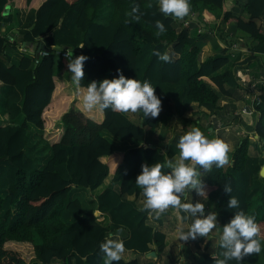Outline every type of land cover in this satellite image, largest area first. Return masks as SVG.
<instances>
[{"label": "trees", "instance_id": "1", "mask_svg": "<svg viewBox=\"0 0 264 264\" xmlns=\"http://www.w3.org/2000/svg\"><path fill=\"white\" fill-rule=\"evenodd\" d=\"M133 4L140 6L139 22L126 15ZM190 4L189 16L178 20L161 14L158 0H0V264L33 260L100 264L104 256L100 244L116 230L122 233L125 248L134 253L113 264H168L162 258V218L149 221L148 212L139 210L144 196L135 184L142 164L166 162L167 148L151 138L159 127V115L144 118L142 112L84 110V88L77 92L67 69L71 57L81 54L88 57L82 86L119 74L147 80L162 102L161 111L191 120L193 127L199 126V114L182 117L191 107V112L218 119L221 125L228 115L237 116L235 100L242 102L237 109L247 106L250 114H257L249 130L261 155H249L248 137L239 138L229 154L231 166L213 165L201 179L218 214L217 229L222 231L236 211L244 210L255 215L264 242V175L258 171L264 163V86L255 83L256 104L247 91V84L263 73L264 0H190ZM19 6L26 11L14 26L13 42L1 25L14 22ZM10 8L15 9L9 12ZM157 20L167 29L159 36ZM199 40L210 41L212 52L201 57ZM21 41L26 45L14 61L12 53ZM36 45L43 46L37 57ZM153 49L168 52L173 62L159 61ZM246 66L253 68L254 79L244 86L236 70ZM177 83L181 87L173 90ZM53 124L59 134L50 141L47 133ZM106 132L135 143L115 147L114 140L119 139L110 141ZM32 137L42 138L38 147L46 146L48 152H37ZM174 145L170 140L169 146ZM107 174L115 184H106L93 195L94 210L84 209L83 192L96 188ZM226 183L231 194L224 191ZM229 195L239 200V209L228 208ZM209 240L204 242L207 249ZM26 247L27 257L22 253ZM207 249L194 252L189 264H215L218 244L213 251ZM149 250L155 258L145 256ZM258 258L245 256L239 264H256Z\"/></svg>", "mask_w": 264, "mask_h": 264}, {"label": "clouds", "instance_id": "2", "mask_svg": "<svg viewBox=\"0 0 264 264\" xmlns=\"http://www.w3.org/2000/svg\"><path fill=\"white\" fill-rule=\"evenodd\" d=\"M159 11L165 17L183 20L191 12L190 0H158ZM151 6V5H149ZM132 21L139 22L142 16L140 6L133 4L126 14ZM157 35L164 34L167 29L160 20L155 22ZM84 45L79 47L83 48ZM152 55L164 63H172L173 58L168 52L153 49ZM85 55H78L68 61L67 69L72 74L71 81L81 95V103L86 111L111 109L121 114L142 112L145 117H157L162 109V102L155 93L154 86L147 80L126 78L123 74L112 79L93 80L86 87L81 85L84 79ZM119 71V70H118ZM179 158L173 163L155 162L152 165L142 164L135 184L142 189L144 201L139 209L150 216L159 218L169 209H175L181 224L190 220L187 230L178 229L179 239L188 240L199 237L208 238L217 228L215 212L205 214V205L201 201L185 202L191 192H195L203 200H207L205 186L201 177L217 168L231 166L230 145L223 139L207 138L197 127L185 132L178 141ZM170 168L171 171H164ZM202 169V171H201ZM224 191L231 194L230 184H224ZM228 208L239 209L240 202L235 196L229 195ZM218 247L221 251L213 255L215 264H229L236 261L239 264L245 256L257 255L262 251L261 226L254 214L244 210L235 212L231 220L222 226L218 234ZM104 254V264L119 262L125 253L122 239L107 238L100 244Z\"/></svg>", "mask_w": 264, "mask_h": 264}, {"label": "rangeland", "instance_id": "3", "mask_svg": "<svg viewBox=\"0 0 264 264\" xmlns=\"http://www.w3.org/2000/svg\"><path fill=\"white\" fill-rule=\"evenodd\" d=\"M243 13H244V11H242V14ZM244 17H246V15H244ZM213 21H216V20H213ZM263 22H264V20H263ZM197 29L199 31H202L203 27L199 26V28H197ZM203 47H204L206 53L209 52L210 50L212 52L210 44H207L205 42V45H203ZM239 49H240V51H242V53L245 51V49L243 47L239 48ZM205 51H201V57H203V55L205 54ZM249 69L251 72L249 71ZM251 69L253 70V68H250V66H246V67L239 68L238 70H236V74L239 77V81L242 84H244V86L246 85V83L249 82L250 79L253 78L252 75H248V73L249 74L252 73ZM245 73H247V75L249 77L248 76L246 77ZM242 77L244 78L243 80H241ZM170 85H172V84H170ZM168 86L169 85L167 84V88H168ZM173 86H175V87H173V90H175L176 87H178V86L181 87V83L173 84ZM1 89H4L3 86ZM12 89H13V91L15 90V88H12ZM7 91L8 90H6V92ZM173 93L176 96L178 95V92L175 93V91H173ZM6 95H8V93ZM236 102H239L236 109L234 110V111L238 112L236 117H232V116L228 115L232 111V110H229V112L227 114L228 117L223 120L224 124L221 125V123L219 122L220 120H218V119L214 120V118L211 119V117L209 118L205 115H201V116H199V119H198L200 125L197 128H199L204 133V135L209 139L216 138V136L219 135L221 137V139H223L224 141H226L230 145L231 150L239 138H243L245 136L248 137V142H249L248 143V154L253 156L254 158H256L257 156L261 155V152L259 151V146L254 147L252 142H251L252 138L254 139V138H256V136L252 133V131L249 130L250 129L249 125H252V123L254 122V119L257 118V114L256 113L250 114L249 111L242 109V107L240 109H237L238 107L241 106L242 102H240V100L236 101ZM188 112L189 111H186L185 113L188 114V117L190 119L195 116V114H193V112H190V113H188ZM180 117L181 116H178L175 113H171L168 111H161L159 113V119H160L159 127H157V129L154 133H151V138L156 139V137H158V141L161 142V146H165L167 148V151L165 153L166 162L172 161L173 163H175V161L179 158V149L177 147V138L179 139L185 132H187L193 128V122L191 120L185 121V120H182V118H180ZM170 121H171V125H169ZM208 122H210L211 125H210V127H207V129H206L205 125ZM48 132L49 133H47V134L50 136V138H49L50 141L56 139L57 137H55V136L59 134L58 133L59 131L57 132V130L54 128V124H53V128L50 129V131L48 130ZM157 132H158V134H157ZM104 134L109 135L110 141L117 137V136L110 135L107 132ZM33 139H35V147H36L37 152L40 153L43 150L48 152V147L47 148H46V146H44V148L38 147V144L42 145V143H43L42 138H38V137L35 138L34 137ZM126 139H131V138H126ZM170 140L174 141V143H175L174 146H169ZM118 142L119 141L114 142L113 144L116 145V144H118ZM134 143H135L134 140H131V141L126 142V143L122 142L121 145L122 146H129V145H132ZM259 143H260V141H258V145H259ZM171 152H172V154L169 156V153H171ZM201 171H202V169H201ZM110 175H106L103 178L102 182L98 186L103 185L107 181L108 178H111ZM98 186L96 188L97 191H99L102 188L101 187L99 189ZM78 193L80 194V191ZM89 195H90V192H88V191L83 192L84 209H88V210H90L91 208H94V204L92 203L91 199L88 198ZM190 201H192L193 203H195L197 201L203 202L205 205V214H208L209 212H215L212 208L213 202H212L211 198H209V197H207V200H203L202 197L198 196L193 191L188 195L187 200L185 202H190ZM207 208L210 210H207ZM100 214H99V216H100ZM180 215H181V213H178L175 209H169L167 212H165L163 215L160 216V218H162V223H163L161 225V228H162L163 233H164V245H165L164 251L162 253V258H163V261H165V263H168V264H189V261H190L192 254L194 252L207 249L204 246V242L208 239H210L209 240L210 245L208 246L207 250L213 251L215 244H216V246L218 244V234L220 233V231L217 228L213 230V232L210 234V236L208 238L198 236L197 239L198 240L200 239L199 240L200 243H197V244H196V242L198 240L194 241L195 239H191V238H189L188 240H180L179 234H178V229L180 227H183L184 230L186 231L189 223L191 222V221L189 222V220H186L183 222V224H181V221L179 219ZM216 215H217V219H218V214L216 213ZM149 218L153 219L154 217L149 216ZM150 219H149V221H150ZM106 220H107V218L104 217V221H106ZM154 223L156 225V222H154ZM152 226L154 227V224ZM122 237H123L122 233L117 231V230L115 232L110 231L109 235H108V238H113V239H122ZM26 248L27 249H23V251H22V253H24L23 255L28 253L27 255H25V257H27L30 254V249H28V247H26ZM125 249H126V251L123 254V258H125L126 256L127 257L133 256L134 252L129 251V249H127V248H125ZM220 251H221V249H220ZM257 255L259 256V258L257 259L256 264H264V242L263 241H262V251ZM137 256L139 257L140 255L137 254ZM30 264H40V263L38 261L33 260V261H31ZM100 264H104L103 258L101 259Z\"/></svg>", "mask_w": 264, "mask_h": 264}, {"label": "crops", "instance_id": "4", "mask_svg": "<svg viewBox=\"0 0 264 264\" xmlns=\"http://www.w3.org/2000/svg\"><path fill=\"white\" fill-rule=\"evenodd\" d=\"M13 9H15V8H10V9H7L9 12L10 11H13ZM25 11H26V8H25V6H19V7H16V9L14 10V13H15V20H14V22L12 21V23L9 25V27H7L6 25V23H3L2 25H1V31L2 32H4V33H7V37L8 38H10V40L11 41H15V31H14V26H16V24H20V22L22 21V19H23V17H24V13H25ZM205 42L207 43V44H210V41H203V40H199V42H198V44L200 45V56H201V51H205V49H204V47H203V45H205ZM25 47V43L24 42H16V46H15V48H14V51H13V53H12V60H17V58L20 56V54H21V52H22V48H24ZM210 47H211V44H210ZM239 48H242V47H239ZM209 53H211V50L209 51V52H207L206 53V51H205V54L203 55V56H205V55H207V54H209ZM252 70V69H251ZM249 71H250V69H249ZM251 72V71H250ZM248 75H251V74H249L248 73ZM247 75V73H245V76L247 77L248 76ZM245 77V78H246ZM249 77V76H248ZM241 79V78H240ZM244 78L242 77V79L241 80H243ZM7 97V96H6ZM222 101H224V100H221V102ZM236 101H239V100H235V102H234V105L237 107V105H238V103L239 102H236ZM192 108L193 107H191V109H189V110H185L184 112H183V114H182V117H185V118H189L188 117V114L187 113H185L186 111H189L188 113H190L191 111L190 110H192ZM247 109H249V108H247ZM235 110V109H234ZM176 112V111H175ZM234 112H236V111H234ZM195 113V112H194ZM193 113V114H194ZM196 114H199V116H201V115H203L201 112H198V113H195V115ZM252 114V113H251ZM18 116H20V115H18ZM2 117H4V116H2ZM181 118V117H180ZM198 119H199V117H198ZM199 122V121H198ZM169 125H171V121L169 122ZM199 125H200V123H199ZM157 134H158V132H157ZM119 139V138H118ZM132 139H126V138H122V139H119V140H114V142H117V141H119L118 142V144H116V145H114L115 147H118V148H121V149H123L125 146H122L121 144H122V142H124V143H126V142H129V141H131ZM156 140H158V137H156ZM178 141H179V139H177V145H178ZM175 149V148H174ZM172 154V152L171 153H169V156ZM260 168V167H259ZM258 171H259V169H258ZM107 175H110V174H107ZM111 176V178H108L107 179V181L103 184V185H100V186H98L99 187V189L102 187V186H104V185H106V184H115V179H113V177H112V175H110ZM106 180V179H105ZM97 188V187H96ZM96 188H94L93 190H86L85 189V191H88V192H90V195L88 196V198L89 199H91V201H92V198H93V195L95 194V192L97 191L96 190ZM138 201H140V200H138ZM93 203V202H92ZM94 204V203H93ZM90 210H94V208H91ZM207 210H210V209H208L207 208ZM100 219H104V215L103 214H100ZM151 220V219H150ZM218 220V219H217ZM189 222H190V220H189ZM163 223H161V225H162ZM190 224V223H189ZM161 225H160V228H161ZM161 230H162V228H161ZM163 231V230H162ZM221 232V231H220ZM198 239L196 238L194 241H197ZM200 240V239H199ZM199 240L196 242V243H200L199 242ZM129 251H131V250H129ZM132 252V251H131ZM129 257V256H128ZM127 256L125 257V258H128ZM103 259H105V257L103 256Z\"/></svg>", "mask_w": 264, "mask_h": 264}, {"label": "built area", "instance_id": "5", "mask_svg": "<svg viewBox=\"0 0 264 264\" xmlns=\"http://www.w3.org/2000/svg\"><path fill=\"white\" fill-rule=\"evenodd\" d=\"M39 52H40V50H39ZM38 52V53H39ZM41 52H45V51H41ZM62 55H64V56H67L68 58H69V56L67 55V53L66 52H62L61 53ZM251 82V83H250ZM248 84H247V91L249 92V97H250V101H251V103L252 104H256V103H258L259 102V97H258V95H257V91H253L254 89H255V83L256 82H259V84L261 85V86H264V64H263V73L261 74V76L258 78V79H255V80H253V81H250ZM253 91V93H252V95L250 96V92H252ZM248 107L247 106H243L242 107V109H245V110H247V111H249L248 109H247Z\"/></svg>", "mask_w": 264, "mask_h": 264}, {"label": "water", "instance_id": "6", "mask_svg": "<svg viewBox=\"0 0 264 264\" xmlns=\"http://www.w3.org/2000/svg\"><path fill=\"white\" fill-rule=\"evenodd\" d=\"M35 44L36 43H34V45ZM55 46H57V45H55ZM60 46L63 47V45H60ZM40 48L43 49V46L42 45H36V47H35V53H34L35 57L38 56V54H39L38 52H39ZM259 174L260 175H264V163L260 165ZM144 254H145L146 257L155 258V254H154V251L153 250H149V251L145 252Z\"/></svg>", "mask_w": 264, "mask_h": 264}]
</instances>
